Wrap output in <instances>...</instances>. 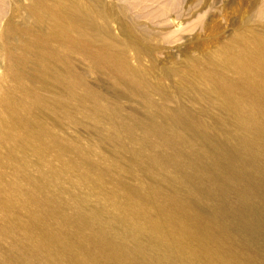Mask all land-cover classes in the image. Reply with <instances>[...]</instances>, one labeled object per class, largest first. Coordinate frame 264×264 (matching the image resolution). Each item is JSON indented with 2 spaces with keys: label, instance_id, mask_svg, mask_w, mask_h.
<instances>
[{
  "label": "rangeland",
  "instance_id": "1",
  "mask_svg": "<svg viewBox=\"0 0 264 264\" xmlns=\"http://www.w3.org/2000/svg\"><path fill=\"white\" fill-rule=\"evenodd\" d=\"M169 261L264 264V0H0V264Z\"/></svg>",
  "mask_w": 264,
  "mask_h": 264
},
{
  "label": "bare ground",
  "instance_id": "2",
  "mask_svg": "<svg viewBox=\"0 0 264 264\" xmlns=\"http://www.w3.org/2000/svg\"><path fill=\"white\" fill-rule=\"evenodd\" d=\"M88 10V9H87ZM92 13H94V12H92ZM76 14V13H75ZM96 14V13H95ZM71 17V16H70ZM69 17V18H70ZM82 18V17H81ZM95 21V20H94ZM94 24V23H93ZM70 35V34H69ZM89 38V37H88ZM83 41V40H82ZM236 48V47H235ZM94 53V52H93ZM249 54V53H248ZM214 238V237H213ZM211 242V241H210ZM205 243V242H204ZM250 243V242H249ZM222 248V247H221ZM210 249V248H209ZM211 250V249H210ZM224 251V250H223ZM195 253H196V251H195ZM238 253V252H237ZM239 254H240V252H239ZM236 255V254H235ZM241 255H242V253H241ZM174 256V255H173ZM233 256H234V254H233ZM227 257V256H226ZM239 257H240V255H239ZM209 259V258H208ZM210 259H212L211 257H210ZM214 259V258H213ZM217 259V258H216ZM225 259H227V258H225ZM247 259V258H246ZM248 260H249V258H248ZM165 261H167V260H165ZM215 261V260H214ZM214 261H212V262H214ZM225 261V260H224ZM228 261V260H227ZM250 261V260H249ZM162 262V261H161ZM170 262V261H169ZM216 262V261H215ZM253 262V261H252ZM164 263V262H163ZM217 263V262H216ZM241 263V262H240ZM254 263V262H253ZM169 264H173V262H170ZM235 264V263H234ZM242 264V263H241ZM252 264V263H251Z\"/></svg>",
  "mask_w": 264,
  "mask_h": 264
}]
</instances>
